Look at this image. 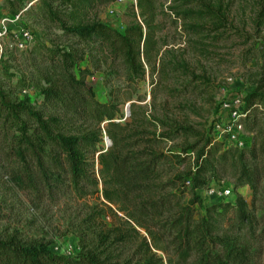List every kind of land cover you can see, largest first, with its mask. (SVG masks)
<instances>
[{"label":"trees","instance_id":"trees-1","mask_svg":"<svg viewBox=\"0 0 264 264\" xmlns=\"http://www.w3.org/2000/svg\"><path fill=\"white\" fill-rule=\"evenodd\" d=\"M113 1H5L12 16L33 20L59 34L48 43L43 39L44 31L35 35L32 45L21 51L30 71L18 70L15 84L7 89L0 83V169L12 185L24 191L54 194L72 190L84 197L89 194L87 190L97 192L100 188L102 198L117 205L126 216L128 229L122 232L115 227L86 243L80 240L83 244L75 254L55 252L48 244L25 243L16 236L0 238V264H164L151 252L150 245L158 240L150 229L154 227L169 236L168 245L176 258L172 264H256L260 251L252 241L257 219L243 197L236 194L232 202L215 203L198 219L195 209L200 204L196 192L219 182L227 171L235 190L248 186L257 191L264 165L256 161L255 146L239 148L224 140L215 141L211 131L200 134L189 127L147 119L136 111L134 103L128 106L130 116L124 118L119 103L98 101L86 84L89 73L78 66L92 51L107 53L132 79L145 74L144 64L150 65L156 50L155 0H138L139 13L123 32L91 17L97 7ZM195 2L197 9L180 13L177 8L170 9L183 22H194L184 30L202 36L225 27L221 5ZM259 17L264 24V0L260 1ZM60 40L67 45L59 44ZM2 56L3 75L13 78L10 60L3 62ZM261 57L264 69V47ZM172 68L177 72L185 67L176 63ZM151 70L155 71L153 67ZM263 86L264 78L241 100L245 130L254 126L259 106L264 114ZM26 90L38 93L40 102L33 103L28 95H22ZM150 125L168 129L150 131ZM178 133L196 141L180 155L155 150ZM104 137L110 141L106 151ZM260 137L264 150V127ZM187 152L193 154L191 170L162 181L163 168L183 162ZM168 188L175 191L165 194ZM187 192L192 199L181 205ZM164 216L166 221H158ZM139 230L150 237V243ZM118 244L134 246V257L121 259L113 247Z\"/></svg>","mask_w":264,"mask_h":264},{"label":"rangeland","instance_id":"rangeland-1","mask_svg":"<svg viewBox=\"0 0 264 264\" xmlns=\"http://www.w3.org/2000/svg\"><path fill=\"white\" fill-rule=\"evenodd\" d=\"M5 1L0 0V55H3V62L10 60L12 68L9 73H15L13 78L6 79L0 67V83L7 89L9 84H15L19 75L17 71L27 69V61L21 56L24 49L17 47L19 32L23 30L30 35L25 47H30L35 35L41 31H44L43 39L47 43L55 40L59 32L45 29L43 24L25 18L19 17L12 21L15 16L10 14ZM137 1L114 0L108 5L97 7L91 17L115 31L123 32L139 13ZM202 1L210 5H221L226 22L225 27L218 31H206L202 36H197L184 30L187 24L194 22H183L175 11L170 10L177 8L180 13L187 9H197L195 0H155L153 25L157 27L154 37L157 45L150 65L144 64L145 74L142 77L129 79L118 61L101 50L92 51L90 57L81 62L78 68L88 71L86 84L92 88L96 99L100 102L114 100L119 103L124 118L130 116L128 106L134 103L136 111L143 113L147 119L155 118L166 124L189 127L200 134L211 131L213 138L217 139L220 132L218 129L232 122L229 117L230 109L243 111L242 98L260 86L264 78L261 57L264 24L259 17L261 0ZM136 20L140 21V18L137 17ZM60 41L59 44L67 45L64 40ZM16 48L19 52L15 51ZM176 63L185 68H178L175 72L172 67ZM261 92L264 94V86ZM25 94L33 103L41 100L34 90H26L22 95ZM254 123L253 127L250 126L251 130H245L242 125L239 128V123L234 124L237 143L247 147L253 144L258 153L257 163L264 165L260 137V131L264 127V114L260 113V106L255 113ZM167 129L149 126L150 131ZM220 139L226 142L224 136ZM195 141V138L178 133V137L161 143L155 150L180 155L184 148ZM105 142L106 137L103 145ZM187 155L188 158L183 162H175L174 165L163 168L161 180L167 181L191 170L193 154L187 152ZM97 169L96 165L95 170ZM223 189L230 190L232 195L223 197L214 194ZM211 190L214 191L212 194ZM87 191L89 194L81 197L72 190L54 194L19 190L0 169V238L16 236L25 243L48 244L55 252L75 254L83 244L80 240L86 243L99 232L106 233L115 227H120L122 232L128 229L126 216L119 211L117 205L102 198L100 188L97 192L92 189ZM173 191L175 190L168 188L164 193ZM177 194L180 197L179 190ZM236 194L243 197L257 219L255 242L252 243L260 251L256 264H264V176L254 193L248 186L235 190L234 180L227 171L219 182H211L207 188L196 192L200 198V204L195 205L196 219L204 215L205 208L215 203L234 201ZM191 199L192 195L187 192L181 205H187ZM158 221H166V216ZM150 229L158 237L156 244L150 245L151 252L161 258L164 264L174 263L176 258L168 245L169 236L162 234L159 228ZM139 231L150 243V237L144 231ZM113 247L115 254L120 255L121 259L134 257V246L118 244Z\"/></svg>","mask_w":264,"mask_h":264},{"label":"built area","instance_id":"built-area-1","mask_svg":"<svg viewBox=\"0 0 264 264\" xmlns=\"http://www.w3.org/2000/svg\"><path fill=\"white\" fill-rule=\"evenodd\" d=\"M18 19H19V15L15 16L12 21H16ZM19 35H20V38L17 40V46H18V48L23 49L26 46V43L29 42L30 35L23 30H21L19 32ZM237 103H238V101H237ZM241 113H242V111L238 112L236 109H230L229 117L232 119V122L230 124L224 126L222 129H218V130H220L219 135H218L217 139H214V140H220L221 141L220 138L222 136H224V138L226 139L225 143H231V144L235 143V145H237L239 148L243 147L242 143H240V142L237 143V141H238L237 133H236V130L234 129L235 123H237V124L239 123V128H241V125L243 126V124L241 123V117H242ZM109 146H110V141L108 139H106V142L104 145V151H106ZM213 192H214L213 190L210 191L211 194ZM214 194H217V195L223 196V197H227V196L232 195L230 193V190H228V189L216 191Z\"/></svg>","mask_w":264,"mask_h":264}]
</instances>
